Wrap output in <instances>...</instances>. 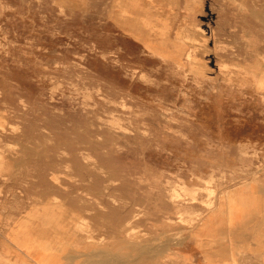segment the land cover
Listing matches in <instances>:
<instances>
[{
    "label": "rangeland",
    "instance_id": "1",
    "mask_svg": "<svg viewBox=\"0 0 264 264\" xmlns=\"http://www.w3.org/2000/svg\"><path fill=\"white\" fill-rule=\"evenodd\" d=\"M30 230L63 264H264V0H0V264Z\"/></svg>",
    "mask_w": 264,
    "mask_h": 264
},
{
    "label": "crops",
    "instance_id": "2",
    "mask_svg": "<svg viewBox=\"0 0 264 264\" xmlns=\"http://www.w3.org/2000/svg\"><path fill=\"white\" fill-rule=\"evenodd\" d=\"M254 223V222H253ZM250 222L246 221H235L234 223H229L228 227V249L231 253H238V251H246L248 250V247L250 246L246 241V233L247 230H249ZM258 224L254 227V229H257ZM212 229H209L207 232L210 233ZM255 233V232H254ZM253 233V234H254ZM256 240V246L259 248V241ZM34 246L29 249V251L33 250ZM41 252H35L32 253H23V262L21 264H60V257L56 254L52 253H43V256H39ZM217 261L219 260V257L221 255H224V253H218ZM63 264V262H62ZM213 264H219L218 262H213Z\"/></svg>",
    "mask_w": 264,
    "mask_h": 264
},
{
    "label": "bare ground",
    "instance_id": "3",
    "mask_svg": "<svg viewBox=\"0 0 264 264\" xmlns=\"http://www.w3.org/2000/svg\"><path fill=\"white\" fill-rule=\"evenodd\" d=\"M191 39V38H190ZM190 39H187L188 41ZM186 40V41H187ZM195 40V39H194ZM192 41V39H191ZM192 44V43H191ZM186 59V58H185ZM190 60V59H189ZM192 63V62H191ZM236 202V200L234 201H226V200H222V205H224L226 207V212L228 210H231L232 208V205ZM213 219H210L207 221L206 223V226H205V230L208 231L210 229V224L211 221ZM48 222V221H47ZM42 227V226H41ZM47 228V227H46ZM31 229V228H30ZM42 229V228H41ZM57 229V228H56ZM42 231V230H41ZM54 234V233H53ZM19 235V234H18ZM43 238V237H42ZM56 239V238H55ZM23 243H26L25 245L26 246H29V247H32V244L34 246V251L36 252H43V248H42V245H41V239H40V235L39 234H34V235H31V230H30V233H29V239H25L24 236H23V240H22ZM63 243V242H62ZM48 244V243H47ZM21 245V244H20ZM23 245V244H22ZM47 246V245H45ZM62 247V246H61ZM51 250V249H50ZM66 251V250H65Z\"/></svg>",
    "mask_w": 264,
    "mask_h": 264
}]
</instances>
